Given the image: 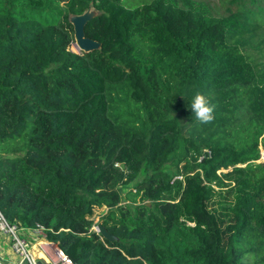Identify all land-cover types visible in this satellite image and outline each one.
I'll list each match as a JSON object with an SVG mask.
<instances>
[{"label": "trees", "instance_id": "trees-1", "mask_svg": "<svg viewBox=\"0 0 264 264\" xmlns=\"http://www.w3.org/2000/svg\"><path fill=\"white\" fill-rule=\"evenodd\" d=\"M228 2L0 0L6 217L43 225L76 264H264V0ZM91 4L100 47L74 51L69 16ZM98 208L118 239L93 228Z\"/></svg>", "mask_w": 264, "mask_h": 264}, {"label": "built area", "instance_id": "built-area-1", "mask_svg": "<svg viewBox=\"0 0 264 264\" xmlns=\"http://www.w3.org/2000/svg\"><path fill=\"white\" fill-rule=\"evenodd\" d=\"M264 160V147L260 146L257 161ZM30 228L41 238L39 247L41 254L37 255L30 246L29 241L22 234V230ZM21 230V232H19ZM0 233L6 234L9 238V247L14 257H8L0 252V264H76L56 243L46 238V228L41 224L35 226H22L10 221L0 209Z\"/></svg>", "mask_w": 264, "mask_h": 264}, {"label": "rangeland", "instance_id": "rangeland-1", "mask_svg": "<svg viewBox=\"0 0 264 264\" xmlns=\"http://www.w3.org/2000/svg\"><path fill=\"white\" fill-rule=\"evenodd\" d=\"M127 1H131V3L136 4L139 0H127ZM203 1H205L212 8V10L214 12H218V13L219 12L220 13H225L227 11V6L229 5L228 0H203ZM90 8L96 10L94 4H91L90 5ZM69 48L72 49V50H74V51H78V49L75 47L74 42H72V44L69 46ZM177 112L178 111H174L172 115H177L179 123L188 122V119L187 118H185V117H179L178 114H177ZM205 151H207L206 148H204L203 149V152L196 157L195 162H200V160L203 158V154H204ZM16 153H20V152H16ZM10 154H13V153L11 152ZM164 168L170 174H173L174 177H180L181 178L182 176H184L186 174V173H184L181 170L182 167H180L179 169H177V168H175V167H173L171 165L165 164L164 165ZM225 170H227V169L226 168H224V169L220 168V169L217 170L218 174H220V177H221L219 183H213V187L217 191L224 190L225 188L228 187V185L225 184V183H228L229 180L227 178H224L221 175V172L222 171H225ZM190 172H188V173H190ZM146 174H147V170L145 168H143L141 170V172L138 174V176H137V178L135 180L136 181L141 180ZM120 190H121L122 194H124V192H125V186H120ZM226 200H227L226 198H224L223 200H221V204L225 203ZM122 201L125 202V203H128V204L133 205V202H131L129 199H127L124 195L122 196ZM148 204H149V202H148ZM212 207L213 208H216L219 211H222V209L219 206H217V205H212ZM100 212H101V208H98L95 211V215H94V225H93V228L94 229H96L97 223L98 222H101L99 220ZM19 232H21V230H19ZM8 238L9 237L6 234L0 233V248H2L5 245H7L9 247Z\"/></svg>", "mask_w": 264, "mask_h": 264}, {"label": "water", "instance_id": "water-1", "mask_svg": "<svg viewBox=\"0 0 264 264\" xmlns=\"http://www.w3.org/2000/svg\"><path fill=\"white\" fill-rule=\"evenodd\" d=\"M95 14L96 10L91 9L89 6L83 12L71 14L69 16V21L73 26L74 44L78 51H90L100 47L101 42L90 36H87L84 30L86 22L90 20ZM120 165L121 167L124 166L123 163ZM95 230L99 231L101 235L108 240L118 239V237L110 233L101 222L97 223ZM37 264H42V262L37 260Z\"/></svg>", "mask_w": 264, "mask_h": 264}, {"label": "clouds", "instance_id": "clouds-1", "mask_svg": "<svg viewBox=\"0 0 264 264\" xmlns=\"http://www.w3.org/2000/svg\"><path fill=\"white\" fill-rule=\"evenodd\" d=\"M215 104L209 96L197 92L191 102V111L195 119L202 124L210 123L214 120Z\"/></svg>", "mask_w": 264, "mask_h": 264}, {"label": "crops", "instance_id": "crops-1", "mask_svg": "<svg viewBox=\"0 0 264 264\" xmlns=\"http://www.w3.org/2000/svg\"><path fill=\"white\" fill-rule=\"evenodd\" d=\"M22 234L26 237V239L29 241L31 249L40 256V247H39V241H41V238H39L35 232H33L30 228H25L22 230ZM0 252L8 257H14V254L11 251V248L7 245L0 248ZM41 261V260H40Z\"/></svg>", "mask_w": 264, "mask_h": 264}, {"label": "bare ground", "instance_id": "bare-ground-1", "mask_svg": "<svg viewBox=\"0 0 264 264\" xmlns=\"http://www.w3.org/2000/svg\"><path fill=\"white\" fill-rule=\"evenodd\" d=\"M76 47V46H75ZM41 252V251H40Z\"/></svg>", "mask_w": 264, "mask_h": 264}]
</instances>
